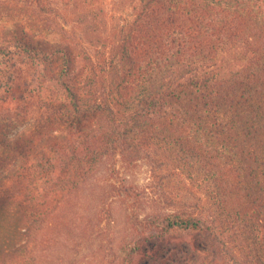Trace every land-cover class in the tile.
<instances>
[{
  "label": "trees",
  "instance_id": "16d2710c",
  "mask_svg": "<svg viewBox=\"0 0 264 264\" xmlns=\"http://www.w3.org/2000/svg\"><path fill=\"white\" fill-rule=\"evenodd\" d=\"M19 1V11L46 12L43 0ZM138 4L134 21L108 52L91 54L68 32L56 42L38 39L21 25L1 38L0 63L15 67V57L43 63L65 97L59 92L38 105L64 129L60 137L43 135L36 146L0 131L1 153L18 157L10 175L0 173V264H43L38 236L68 189H77L106 160L131 165L148 159L142 148L154 141L164 144L168 162L202 175L209 200L199 210V204L164 194V204L175 211L149 214L131 251L146 256L153 250L162 264L176 263L167 234L194 231L202 236L191 248L198 264L235 260L232 244L239 238L251 242L253 258L264 264V0ZM94 6L86 18L93 33L104 27ZM2 81L0 103L24 101L11 76ZM206 164L211 171L204 173ZM114 190L143 204L137 186ZM19 216L30 223L29 239L16 245Z\"/></svg>",
  "mask_w": 264,
  "mask_h": 264
},
{
  "label": "rangeland",
  "instance_id": "374dc122",
  "mask_svg": "<svg viewBox=\"0 0 264 264\" xmlns=\"http://www.w3.org/2000/svg\"><path fill=\"white\" fill-rule=\"evenodd\" d=\"M140 1L43 0L46 12L32 14L18 10L22 4L19 0H0V42L1 38H10L9 32L21 25L27 34L37 32L38 39L41 36L56 42L66 39L68 32V35L74 34L75 39L88 48L91 54H95L97 49L108 52L109 46L115 45L134 21L135 9ZM93 4L104 25L94 33L88 27L91 19H86L87 10ZM100 39L106 42H99ZM104 45L107 46L103 48ZM19 59H13L15 67L0 63V82L11 76L15 85L21 86L19 94L24 97V101L16 105L7 102L11 110L0 103V131L6 138L20 139L26 145L37 146L43 135L60 137L64 130L38 105L59 92L60 96H65L61 94L63 92L59 86L50 80L43 63H21ZM232 59V56H228L227 63L231 68H236L237 64ZM40 115H43V127L38 130L36 125ZM165 149L164 144L154 141L142 148L150 155L148 159H141L131 165L106 160L77 189H68L66 200L59 204L50 222L38 236L35 249L42 257L43 264H162L161 258L153 250H149L146 256L131 251L139 237L141 224L149 214L175 211L164 204V194L174 200L199 204V210H202L209 200L210 191L208 184H202V175L189 171L190 168L183 166L182 162H168L171 156ZM17 161L15 153L0 151V173L10 175L8 169ZM210 169L206 164L203 171L207 173ZM163 177V184L157 185ZM123 184L137 186L143 193V204L128 200L124 194H115V187ZM24 187L27 188V185L24 184ZM57 199L58 196L54 197L52 205L58 202ZM192 210L196 212V209ZM17 221L22 231L12 242L20 245L29 239L25 232L30 223L21 216ZM166 237L177 248L176 263L168 264H198L192 258L191 248L202 240V236L194 231H173ZM185 245H190L187 254ZM232 247L236 258L227 259L226 264H257L249 249L253 247L250 241L239 238L234 240Z\"/></svg>",
  "mask_w": 264,
  "mask_h": 264
}]
</instances>
